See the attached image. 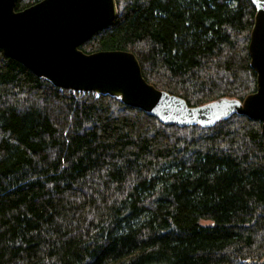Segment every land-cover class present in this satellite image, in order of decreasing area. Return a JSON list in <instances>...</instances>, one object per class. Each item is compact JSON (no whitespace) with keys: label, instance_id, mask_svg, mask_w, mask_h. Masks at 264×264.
Returning a JSON list of instances; mask_svg holds the SVG:
<instances>
[{"label":"trees","instance_id":"obj_1","mask_svg":"<svg viewBox=\"0 0 264 264\" xmlns=\"http://www.w3.org/2000/svg\"><path fill=\"white\" fill-rule=\"evenodd\" d=\"M115 1L84 52H133L190 106L255 90L250 0ZM0 264H264L261 122L163 124L0 50Z\"/></svg>","mask_w":264,"mask_h":264},{"label":"water","instance_id":"obj_2","mask_svg":"<svg viewBox=\"0 0 264 264\" xmlns=\"http://www.w3.org/2000/svg\"><path fill=\"white\" fill-rule=\"evenodd\" d=\"M250 1L255 13L247 48L256 85L242 99L223 96L190 106L147 82L133 52L81 50L116 17L115 0H39L19 10L17 0H0V50L56 87L117 98L163 124L211 127L237 114L258 119L264 138V0Z\"/></svg>","mask_w":264,"mask_h":264},{"label":"rangeland","instance_id":"obj_3","mask_svg":"<svg viewBox=\"0 0 264 264\" xmlns=\"http://www.w3.org/2000/svg\"><path fill=\"white\" fill-rule=\"evenodd\" d=\"M203 224H210L211 222L209 221H202Z\"/></svg>","mask_w":264,"mask_h":264}]
</instances>
